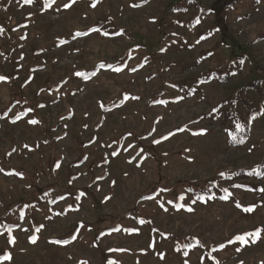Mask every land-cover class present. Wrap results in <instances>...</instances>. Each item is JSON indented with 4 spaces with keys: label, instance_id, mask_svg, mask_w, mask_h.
<instances>
[{
    "label": "rangeland",
    "instance_id": "rangeland-1",
    "mask_svg": "<svg viewBox=\"0 0 264 264\" xmlns=\"http://www.w3.org/2000/svg\"><path fill=\"white\" fill-rule=\"evenodd\" d=\"M0 28V264H264L236 239L264 229V0H0Z\"/></svg>",
    "mask_w": 264,
    "mask_h": 264
},
{
    "label": "snow or ice",
    "instance_id": "snow-or-ice-1",
    "mask_svg": "<svg viewBox=\"0 0 264 264\" xmlns=\"http://www.w3.org/2000/svg\"><path fill=\"white\" fill-rule=\"evenodd\" d=\"M32 2H33V0H26V3H32ZM51 3H55V0H51ZM72 3H75V0H72ZM94 6L95 5H93V7ZM65 7H71V4H66ZM2 31H3L2 28H0V32H2ZM93 31H98V29H93ZM78 35H80V34H78ZM105 35H107V33H105ZM100 67L103 68V67H105V65L101 64ZM108 67H111V66H108ZM114 71L119 72V71H121V69L120 68H115ZM76 75L79 76V75H83V74L82 73H76ZM6 79H7L6 77L0 76V82L5 81ZM161 103H164V101H161ZM29 122L32 123V124H37L38 123V121H36V120H31ZM243 127H244L243 125H241L239 123L237 124V128L240 129L241 131H243ZM165 139H167V137H165ZM155 143H160V141L157 140V141H155ZM113 154H115V153H113ZM57 167H59V165H57ZM0 171H3V170L0 169ZM221 175H223V174H221ZM237 187H239V186H237ZM261 191H264V189H261ZM225 199H227V197H225ZM181 207H182V205H181ZM238 207H239V205H238ZM255 207H256L255 205H252V206L243 208V211L250 213V212H253L255 210ZM165 210H167V209H165ZM188 211H192V209L189 208ZM141 223H144V221H141ZM261 232H264V229H257L254 232H250V233H247L245 235L237 236L236 239L247 243L248 242L247 238L248 237H252L253 238V242H255L256 240H258L260 238ZM36 240H37V237H35V236L31 237V242L32 243H36ZM231 242L232 241H229V243H231ZM11 243H13V244L15 243V238L14 237L11 238ZM55 243H60V241H56ZM221 247H224V246L222 245ZM2 259L6 260V261H10L12 259L11 253L5 254L2 257ZM161 259H163V256H161ZM109 264H116V262L115 261H109ZM216 264H219V261H217Z\"/></svg>",
    "mask_w": 264,
    "mask_h": 264
},
{
    "label": "trees",
    "instance_id": "trees-1",
    "mask_svg": "<svg viewBox=\"0 0 264 264\" xmlns=\"http://www.w3.org/2000/svg\"><path fill=\"white\" fill-rule=\"evenodd\" d=\"M98 29V28H97ZM98 31H99V29H98Z\"/></svg>",
    "mask_w": 264,
    "mask_h": 264
}]
</instances>
